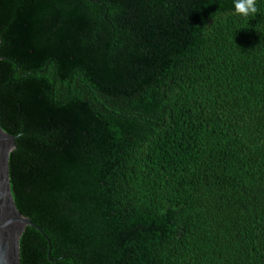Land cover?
<instances>
[{
    "label": "trees",
    "instance_id": "1",
    "mask_svg": "<svg viewBox=\"0 0 264 264\" xmlns=\"http://www.w3.org/2000/svg\"><path fill=\"white\" fill-rule=\"evenodd\" d=\"M0 0L19 264H264V0Z\"/></svg>",
    "mask_w": 264,
    "mask_h": 264
},
{
    "label": "water",
    "instance_id": "2",
    "mask_svg": "<svg viewBox=\"0 0 264 264\" xmlns=\"http://www.w3.org/2000/svg\"><path fill=\"white\" fill-rule=\"evenodd\" d=\"M15 138L0 127V264H19V240L27 226L37 227L16 209L10 190L8 158Z\"/></svg>",
    "mask_w": 264,
    "mask_h": 264
},
{
    "label": "clouds",
    "instance_id": "3",
    "mask_svg": "<svg viewBox=\"0 0 264 264\" xmlns=\"http://www.w3.org/2000/svg\"><path fill=\"white\" fill-rule=\"evenodd\" d=\"M234 10L243 17L254 15L258 12L257 0H234Z\"/></svg>",
    "mask_w": 264,
    "mask_h": 264
}]
</instances>
